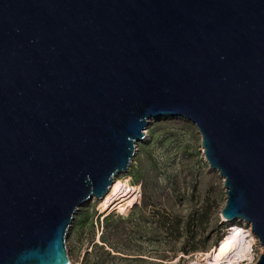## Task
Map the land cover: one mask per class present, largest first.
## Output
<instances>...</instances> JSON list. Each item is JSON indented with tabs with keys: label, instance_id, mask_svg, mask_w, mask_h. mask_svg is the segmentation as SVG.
<instances>
[{
	"label": "water",
	"instance_id": "95a60500",
	"mask_svg": "<svg viewBox=\"0 0 264 264\" xmlns=\"http://www.w3.org/2000/svg\"><path fill=\"white\" fill-rule=\"evenodd\" d=\"M167 116L264 264V0H0V264H68L78 207Z\"/></svg>",
	"mask_w": 264,
	"mask_h": 264
},
{
	"label": "rangeland",
	"instance_id": "374dc122",
	"mask_svg": "<svg viewBox=\"0 0 264 264\" xmlns=\"http://www.w3.org/2000/svg\"><path fill=\"white\" fill-rule=\"evenodd\" d=\"M144 132L127 171L116 177L140 188L138 200L125 213L101 212L102 199L84 201L65 235L68 264H203V252L232 225L250 228L242 220H222L223 180L205 160L193 122L178 116L151 119ZM139 212L140 223L129 221ZM162 214L171 229L163 228ZM253 236L252 258L245 264L255 263L262 252ZM103 237L123 251L104 244Z\"/></svg>",
	"mask_w": 264,
	"mask_h": 264
},
{
	"label": "bare ground",
	"instance_id": "6f19581e",
	"mask_svg": "<svg viewBox=\"0 0 264 264\" xmlns=\"http://www.w3.org/2000/svg\"><path fill=\"white\" fill-rule=\"evenodd\" d=\"M104 196L100 205L101 212L125 213L138 200L140 188L115 178ZM253 241L250 228L234 224L210 251L203 252V264H245L252 258Z\"/></svg>",
	"mask_w": 264,
	"mask_h": 264
},
{
	"label": "trees",
	"instance_id": "16d2710c",
	"mask_svg": "<svg viewBox=\"0 0 264 264\" xmlns=\"http://www.w3.org/2000/svg\"><path fill=\"white\" fill-rule=\"evenodd\" d=\"M141 218H142V214H141V212H139V216H138L137 218H136L135 216H133V217H131V219H129V221L134 220V221H136L137 223H140ZM161 218L163 219V220H162V226H163V228H165V229H171V228H169V222L166 220L167 218L165 217L164 214L161 215ZM220 239H221V238H220ZM220 239H219V240H220ZM101 241H102L104 244H107L110 248L115 249V251H117V252H122V251H123V248H119V247H117V246L114 244V242L110 241L107 237H103ZM120 247H121V246H120Z\"/></svg>",
	"mask_w": 264,
	"mask_h": 264
},
{
	"label": "built area",
	"instance_id": "2783aa9c",
	"mask_svg": "<svg viewBox=\"0 0 264 264\" xmlns=\"http://www.w3.org/2000/svg\"><path fill=\"white\" fill-rule=\"evenodd\" d=\"M70 264V263H69Z\"/></svg>",
	"mask_w": 264,
	"mask_h": 264
}]
</instances>
